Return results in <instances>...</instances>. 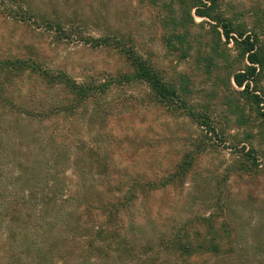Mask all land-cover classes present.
I'll return each mask as SVG.
<instances>
[{
    "label": "rangeland",
    "instance_id": "obj_1",
    "mask_svg": "<svg viewBox=\"0 0 264 264\" xmlns=\"http://www.w3.org/2000/svg\"><path fill=\"white\" fill-rule=\"evenodd\" d=\"M11 1L0 0V62L25 66L0 76V194L12 196L0 200V257L12 208L22 206L13 197L49 192L54 181L59 199L82 200L69 202L79 216L91 204L115 205L122 234L138 244L155 232V241L185 237L194 246L183 256L154 251L155 264L263 258L264 101L257 105L252 94L264 100V52L257 84L240 94L233 76L253 65L197 8L179 27L174 0ZM229 1L225 15L264 48V0ZM22 12L24 21L12 16ZM132 52L184 101L160 102L148 86L120 82L133 75ZM65 76L80 85L120 81L73 110L79 101ZM23 111L49 116L14 125ZM256 158L261 169L246 168ZM34 170L36 186L24 184L21 176ZM144 252L123 254L122 264Z\"/></svg>",
    "mask_w": 264,
    "mask_h": 264
},
{
    "label": "trees",
    "instance_id": "obj_2",
    "mask_svg": "<svg viewBox=\"0 0 264 264\" xmlns=\"http://www.w3.org/2000/svg\"><path fill=\"white\" fill-rule=\"evenodd\" d=\"M9 3L12 1L7 0ZM179 11L183 12L178 18V22H174V26L184 27L187 25V10L188 14L193 20L192 10L197 8L195 15L201 18H208L211 21L221 24L223 28V35L230 43L234 40L237 47L242 49V54L246 57L249 65L245 70H241L235 73L233 81L236 87L244 88L240 94H250V88L252 85L257 84L259 78V70L263 65V52L264 48L261 46L258 36L252 33L248 35V31L244 28H236L235 24L225 15L226 7L229 4V0H174ZM229 1V2H228ZM6 3V1H5ZM228 3V4H227ZM12 12V11H11ZM15 19L26 20L24 13L22 15L13 14ZM235 33L236 37L232 36ZM112 40L110 38L103 40L100 45L108 46ZM121 43L118 42V45ZM129 55L130 52L127 51ZM132 61L133 75H126L121 77L120 82H140L149 87L155 99L160 102H167L175 104L176 100L181 103L184 100L178 96V92L163 81V78L159 72L142 57H139L132 52L130 56ZM22 64V65H21ZM20 66H25L21 61H1L0 62V76L5 75L4 71L13 70L19 71ZM63 83L69 91L72 92L78 99V105L73 110L80 108L81 104H86L90 99L96 98L97 94L106 93L110 89L112 84H117L118 80H111L109 84L103 83H88L78 84L71 81L67 76L63 77ZM53 81V79H51ZM63 83H58L63 84ZM253 100L257 105L262 103L263 98L260 94H252ZM174 102V103H173ZM185 104V103H183ZM186 105V104H185ZM15 115V114H14ZM16 121L14 125L20 126V124L32 122H44L49 115L42 113H32L29 111H23L16 114ZM13 114H5L4 118H11ZM12 119V118H11ZM13 126V125H12ZM18 127V126H17ZM15 127L13 126L12 129ZM71 146H69L70 148ZM45 162L39 160V164ZM250 170H258L260 164L258 159H254L253 162L246 166ZM21 181L24 184L35 185L38 176L36 170L30 171L26 176H21ZM51 190L49 192H38L36 188L33 190L26 189L19 196H14V205L19 200L22 202V206H13L14 220L13 224L10 223L8 230L6 231L7 237V251H4V257H0V264H122L123 254L132 256L133 254L141 251H145L142 254V260L135 259L136 264H155V259L151 258L149 254L156 252L158 256L161 253H167L169 255L178 254L180 256L187 254V252L194 249L193 244L187 242V238L180 239H164L155 241L158 238L157 233L152 232L147 242L138 244L135 237L124 235L123 229L117 222H119V214L115 211V205H109L108 207H102V209H96V206L89 205L86 208V212L77 215L75 207L70 205L69 202L81 203V199L68 200L65 196L59 199L56 195L54 187L56 182H52ZM36 186V185H35ZM33 186V187H35ZM49 190V189H48ZM7 195L0 194V200L4 203L7 199ZM20 197V198H18ZM126 202L130 201L128 195L126 196ZM33 203V204H30ZM39 203V204H38ZM41 203L43 205H41ZM129 203V202H128ZM67 204V205H66ZM16 207V208H15ZM131 209V207H130ZM128 210V208H127ZM95 214V215H94ZM102 214L105 218L102 217ZM25 218H27L25 220ZM131 225H134L132 221ZM131 225H128L130 227ZM134 228L135 225L130 229ZM146 226L139 228V233L146 235ZM162 236L159 234V237ZM140 245V246H139ZM145 246L144 248H141ZM140 247V248H139ZM116 254L120 255V258L115 259ZM129 257H127V260ZM145 260V261H144ZM226 261H232L233 264H263V258H247L239 256L236 258H226ZM255 261V263H254ZM257 261V262H256ZM230 263V262H229Z\"/></svg>",
    "mask_w": 264,
    "mask_h": 264
}]
</instances>
